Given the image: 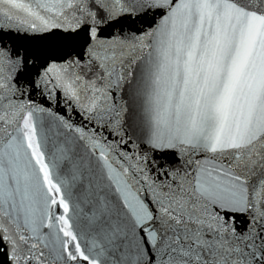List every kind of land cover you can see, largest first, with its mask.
Listing matches in <instances>:
<instances>
[{"label": "snow or ice", "instance_id": "6c2138e0", "mask_svg": "<svg viewBox=\"0 0 264 264\" xmlns=\"http://www.w3.org/2000/svg\"><path fill=\"white\" fill-rule=\"evenodd\" d=\"M77 262L264 264V0H0V264Z\"/></svg>", "mask_w": 264, "mask_h": 264}, {"label": "water", "instance_id": "95a60500", "mask_svg": "<svg viewBox=\"0 0 264 264\" xmlns=\"http://www.w3.org/2000/svg\"><path fill=\"white\" fill-rule=\"evenodd\" d=\"M149 21L151 20V18L149 17L148 18ZM159 16L156 17V22L158 23L159 22ZM139 27L143 28V29H148L149 27V24L148 23H145V24H140L138 25ZM41 97L39 96V94H37L35 97H34V103L40 105L41 107H47V105H44L41 103ZM52 111L53 113H56L57 112V108H56V104H55V101H53V104H52ZM39 115V120L40 122L44 123V122H47L49 119H51V117H49L46 113H41V114H38ZM78 120L79 118H74V123H77V125L79 126L78 124ZM72 203H78L77 199H76V194L74 193L72 199L70 200V205ZM80 207H83V205H80ZM61 210L60 209H57V212H60ZM77 264H80V262H77Z\"/></svg>", "mask_w": 264, "mask_h": 264}]
</instances>
